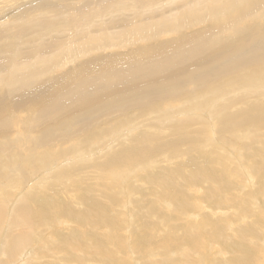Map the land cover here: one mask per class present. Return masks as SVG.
<instances>
[{
	"label": "bare ground",
	"instance_id": "6f19581e",
	"mask_svg": "<svg viewBox=\"0 0 264 264\" xmlns=\"http://www.w3.org/2000/svg\"><path fill=\"white\" fill-rule=\"evenodd\" d=\"M177 1L0 3L22 6L0 23V177L25 180L45 159L9 205L0 197V264H264V209L249 194L264 181V130L248 126H264V0H190L210 6L196 15ZM204 88L222 103L214 115L228 113L212 118L223 138L258 139L244 157L257 182L235 165L232 191L236 157L216 163L215 133L186 132L182 109ZM83 164L93 172L73 185Z\"/></svg>",
	"mask_w": 264,
	"mask_h": 264
},
{
	"label": "rangeland",
	"instance_id": "374dc122",
	"mask_svg": "<svg viewBox=\"0 0 264 264\" xmlns=\"http://www.w3.org/2000/svg\"><path fill=\"white\" fill-rule=\"evenodd\" d=\"M40 2L41 1H43V0H39ZM141 2L140 3H146L147 2V0H140ZM145 1V2H144ZM149 1V0H148ZM182 2H180V0L179 1H177V7H179V9H178V11H180L181 13H187V12H189V13H187L188 15H190L191 13V15H196V14H199V13H201V12H203V11H205V10H207V9H209L210 8V6H209V4L207 5V3L205 2V1H199V2H205V3H203L202 4V6H205V7H195L196 6V4L197 3H199V2H194V4H191L190 3V0H186L185 2H184V0H181ZM225 2V3H227V0L225 1V0H220V2L219 3H223V2ZM1 2H5V0H0V3ZM218 2H215L216 4H219ZM181 3V4H180ZM184 3L186 4V5H184ZM77 4H79V1H77V2H75V5H77ZM135 3H132L130 6H128L127 7V9L129 10L128 11V13L130 12V11H132V10H134L133 8L136 6V4L134 5ZM166 4H167V6H166ZM191 4V5H190ZM216 4H214V5H216ZM112 5V4H111ZM110 5V6H111ZM163 5V7H164V9H166V10H170L171 8H173V7H176V5L175 4H172V3H163L162 4ZM161 5V6H162ZM182 5L185 7H182ZM190 5V6H189ZM194 5V6H193ZM207 5V6H206ZM192 6V7H191ZM21 7L22 6H20V7H11V9H8L6 12H4V14H0V23L2 22V21H4L6 18H8L10 15H12L13 14V12H16L15 10H21ZM93 8V10L95 9V10H97L96 8L98 7V6H90V9H92ZM141 7H143V6H141ZM163 7H160V9H158V10H162V8ZM182 7V8H181ZM170 8V9H169ZM188 8V9H187ZM196 8V9H195ZM137 9V8H136ZM163 9V10H164ZM187 9V10H186ZM198 9H200V10H198ZM202 9V10H201ZM2 10H4V9H2ZM11 10H12V12H11ZM141 10V9H140ZM185 11V12H184ZM187 11V12H186ZM194 11V12H193ZM85 11H80V13L77 15V18H81V17H84V13ZM231 15H233V12H231L230 13ZM122 17L123 18H126L127 20L130 18V17H132V18H134L135 16H130V15H122ZM176 17H182V15L181 14H178ZM5 18V19H4ZM142 19V17L140 18V20ZM218 21H221V19H218ZM221 23H224V22H221ZM226 31V30H225ZM225 31H222V32H224V34H227ZM244 80H249V78H245ZM243 80V81H244ZM262 86H263V84H261V83H258V84H256V86H255V88H257L258 90H260L261 88H262ZM260 87V88H259ZM213 90H215L214 88H210V92L209 91H205V88L204 89H202L201 91H200V93L199 94H197V95H199L198 97H199V99H198V101L199 102H197V100H195L194 101V98L189 102V104H188V106H187V109H182L183 111H187V114H186V120H188V121H186V123H189L187 126H186V132L188 131V133H190L189 135L190 136H192V134L193 135H195V136H197V137H202L201 136V132L202 131H206V132H209L210 131V134H211V132H212V134L213 133H215V135H212V140H211V147H213V153L211 154V157L213 158V159H215V161H216V163H221V161L223 162L224 161V155L225 154H227V153H229L230 154V156L231 157H236V160H235V162L234 161H229V162H226L227 163V165H226V167H227V171H228V174H230L229 175V181H230V183H231V186L233 187V189H231L232 191H235V189H237V187H239V184H238V180H237V178H236V176H235V174H234V169H235V165L243 172H248V170H249V167L247 166V163H248V161L246 160V158H248V157H250V161L254 158V157H256L257 156V154H258V151H259V148H260V146L258 145V143H257V141H258V139L257 138H253V137H251V138H249L248 136L246 137V136H242V137H238V139H237V143L236 142H234L233 140V142H231L227 137H225V138H223L221 135L223 134L222 133V131L221 130H219V126H217V124H216V122L214 121V120H212V118L215 116V115H220L222 118H225V117H227L228 116V113L227 114H224L223 113V110H221V108H222V105H221V108L218 110V113L217 114H215L214 115V113L217 111V108L216 107H218L219 106V103H221V101H217V102H219L218 104H212V105H210V100H216L217 98H218V94H217V92H214ZM208 97H207V96ZM202 96H204V97H202ZM217 96V97H216ZM206 97V98H205ZM215 97V98H214ZM240 98H242V96L241 95H239L238 96V98H236V100H238V99H240ZM251 99L253 98V97H250ZM209 99V100H208ZM204 101V102H203ZM203 102V103H202ZM206 102V103H205ZM195 103V104H194ZM181 103H177V105H180ZM222 104V103H221ZM190 105H192V106H190ZM190 107V108H189ZM203 107V108H202ZM183 108V107H182ZM195 108V109H194ZM198 108V109H197ZM213 108V109H212ZM216 108V109H215ZM215 109V110H214ZM195 110V111H194ZM199 110V111H198ZM204 110V112H202ZM210 111H211V113H210ZM214 111V112H213ZM223 113H221V112ZM194 112V113H193ZM195 112H197V113H199V114H197V113H195ZM197 114V115H196ZM195 115V116H194ZM214 115V116H213ZM196 116H198L197 118H198V120H197V118H196ZM211 118H210V117ZM202 119H201V118ZM190 118H192V119H190ZM195 118V119H194ZM200 119V120H199ZM202 120V121H201ZM250 120H251V123H252V125H248L249 127L251 126V129L252 130H254V131H257V130H264V126H256L255 125V123L257 124V122L256 121H254V119L253 118H250ZM21 122L23 123L24 121H22L21 120ZM129 122H131L130 120H129ZM201 122V123H200ZM197 123H198V125H197ZM204 124V125H203ZM201 125V126H200ZM209 125V126H208ZM234 125V124H233ZM238 125V124H237ZM236 124H235V126L234 127H236L237 126ZM193 127H195V129H193V130H190V129H192ZM208 128V130L206 129V128ZM234 127H233V129H234ZM238 127V126H237ZM257 127V128H256ZM204 128H205V130H204ZM262 128V129H261ZM201 131H200V130ZM219 130V131H218ZM230 130V129H229ZM200 131V132H199ZM234 131V130H233ZM232 129H231V131H228V129H226L225 128V130L223 131L224 133H226L228 136L229 135H231L232 134ZM192 132H194V133H192ZM219 132V133H218ZM219 134V135H218ZM205 135H207V134H205ZM194 136V138H196ZM230 139H232L231 137H229ZM245 138V139H244ZM65 139H66V137H65ZM253 139H255V140H253ZM64 140V139H63ZM250 140V141H249ZM65 141V140H64ZM221 141V142H220ZM247 143H246V142ZM253 141H254V143H253ZM206 142V141H205ZM230 142V143H229ZM213 143V144H212ZM221 143V144H220ZM222 143H225V144H222ZM250 143H251V145H250ZM244 144H248V146L247 145H244ZM219 146H220V148H219ZM233 146V147H232ZM244 146H246L247 148V151H246V149L244 148ZM200 146H198V148H199ZM235 147V148H234ZM241 147L242 148H244L245 149V151L243 150V149H241ZM250 147V148H249ZM233 148V149H232ZM218 149V150H217ZM222 149H224V150H222ZM229 149V150H228ZM28 150V149H27ZM27 150H25L23 153H25ZM233 150H234V152H233ZM252 150H255V152H252ZM224 151V152H223ZM237 151V152H236ZM221 152L223 153V154H221ZM242 154H241V153ZM254 153V154H253ZM247 154H250V155H247ZM71 156H73L72 154H70V155H68L67 157H68V160H67V162L69 163V162H72V161H75V160H77V157L76 156H73V157H75V158H71ZM222 156V157H221ZM226 156V155H225ZM244 157H246V158H244ZM51 158H54V156H51ZM79 159H80V157H78ZM199 158V160H202L203 158H202V156H199L198 157ZM221 158V159H220ZM241 158V159H240ZM242 159L243 160H246V165H244L245 164V162L244 161H242ZM40 160V161H39ZM45 160V159H44ZM44 160H42V159H39V158H37V159H35V163L36 164H40L39 165V167L37 168V169H35V168H33V167H28L27 168V177H26V179L25 180H23V179H20L21 177H16V176H14V178H13V180H11V178L8 180V183H7V181H6V177L5 176H7L6 174L9 172L10 174H16V172L14 171L13 173L12 172H10L8 169L6 170V173L4 172V175L2 174V177L4 176V178H2V177H0L1 179H0V184H1V187H0V194L2 195H0V197L3 199V201L5 202V203H9L10 204V202L14 199V197H17L18 195H19V193H20V190H21V188H23L24 187V185H26L25 183L26 182H29V184H27L26 185V187H28L30 184H32L31 182H33L35 179H32V178H35V177H37V178H39V177H41V175L42 174H44V172L42 171V163L44 162ZM47 160V159H46ZM60 160V159H59ZM66 162V159H64V160H62L61 159V162ZM241 162L243 163V164H241ZM84 166V168L86 169V170H84L83 168H81V167H83ZM240 166V167H239ZM81 167L79 168V166H74V167H71L70 168V170L72 171V170H75V175L74 176H76V177H74L75 179V182L76 183H74L73 182V185L75 184V185H77V183L78 184H82L83 182H85V181H87L88 179H86V176H87V173L88 174H90V172H93V168L91 169H89V168H87L84 164L83 165H81ZM243 167V168H242ZM31 168V169H30ZM80 169V170H79ZM84 170V171H83ZM252 169H250L249 171L250 172H248V174H252V176H254V174H256L255 172H254V174H253V171H251ZM51 172V169H48V171L47 172H45V173H48V172ZM81 172V173H80ZM38 174V175H37ZM82 174V175H81ZM257 175V174H256ZM254 176L255 177V179H256V182H257V176ZM47 176H49V175H47ZM89 176H91V175H89ZM242 176L244 177V175L242 174ZM52 177H53V180H55L56 179V174H50V179L48 180V184H49V182L51 181V179H52ZM55 177V178H54ZM85 177V178H84ZM231 177V178H230ZM243 177H242V179H243ZM77 178V179H76ZM3 179V180H2ZM5 179V180H4ZM19 179H20V181L21 180H23V182L21 181V183L19 182V184L17 183L18 181H19ZM124 179V180H123ZM123 179H121V185H123L124 184V182H127V177H124ZM29 180V181H28ZM135 180V179H134ZM3 181H6V182H3ZM237 181V182H236ZM17 183V184H14V183ZM129 182H130V180H129ZM128 182V183H129ZM255 182V180L253 181V183L255 184L256 183ZM4 183H5V185H4ZM10 183V184H9ZM51 183V182H50ZM261 183V184H260ZM264 183V181H262L261 182V180L258 178V184L256 185V186H253L252 187V189H251V192H254L255 193V189L257 190V189H259L258 190V192L259 193H262V195H258L257 193V191H256V193L255 194H257V195H254V193H249V194H251V195H253L252 197H254V199H255V201H257L258 202V204L260 205V207H262L263 209H264V194H263V190H262V184ZM47 184V185H48ZM134 185L132 186V188H129V190L130 191H132L133 192V196L134 197H138L139 195H137L139 192V190H135V185H136V188L137 187H139L137 184H136V182H134L133 183ZM253 184V185H254ZM13 185H15L14 187H15V191L14 192H10V194L9 195H7V191H8V189H10ZM22 185V186H21ZM73 185H72V187H73ZM127 184H125V186H126ZM259 185H261V186H259ZM78 186V185H77ZM259 186V187H258ZM26 187H24V189L26 188ZM16 188H18V189H16ZM255 188V189H254ZM44 189H47L46 187H44ZM261 189V190H260ZM231 190H230V192H231ZM252 190H254V191H252ZM25 191V190H24ZM261 191V192H260ZM18 192V193H17ZM18 194V195H16V194ZM134 193H135V195H134ZM122 194L125 196L124 197V200L126 201V207L128 208V210H129V208L132 206L130 203H134V202H136V204H137V201L135 200V199H131L127 194H125L124 192H122ZM5 195V196H4ZM241 195H242V193H241ZM251 195H249V196H251ZM243 196V195H242ZM262 196V197H261ZM5 197H6V199H5ZM257 197V198H256ZM260 197V198H259ZM240 199V198H239ZM128 200V201H127ZM259 200V201H258ZM7 201V202H6ZM263 202V203H262ZM8 204V205H9ZM131 206H130V205ZM129 205V206H128ZM11 206V205H10ZM126 212H127V210H126ZM132 213H133V211H132ZM134 214V213H133ZM125 217H127V214H126V216ZM263 242V241H262ZM207 257H209V254H207L206 255ZM209 259V258H208ZM206 260V259H205ZM204 260V264H206L207 262H208V260L207 261H205Z\"/></svg>",
	"mask_w": 264,
	"mask_h": 264
}]
</instances>
